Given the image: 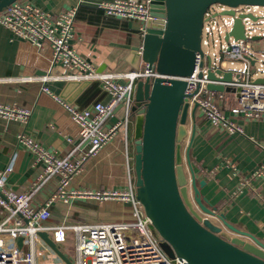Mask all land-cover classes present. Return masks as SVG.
<instances>
[{
  "label": "built area",
  "instance_id": "1",
  "mask_svg": "<svg viewBox=\"0 0 264 264\" xmlns=\"http://www.w3.org/2000/svg\"><path fill=\"white\" fill-rule=\"evenodd\" d=\"M96 7L108 16L121 19H138L146 23L151 17V0H115L99 2ZM216 11L208 12L210 20L204 23L202 46L213 49L212 57L206 56L213 71L221 67L233 73L232 81L218 82L209 80L207 66L202 67L203 54L196 53L195 68L188 78H180L188 84L186 94L198 93L189 98L190 103L198 102L204 115L215 126L223 125L229 134H244L242 127L225 116L219 106L226 93L218 92L217 100L209 84L221 85L225 89L235 90L237 106L232 113L248 119L264 116V84L253 82L252 60L255 61V50L245 46L246 42H235L225 37L232 24L240 14L258 18L257 23L264 25V7L239 6L233 8L235 16L212 17L215 13L231 10L230 7L214 5ZM211 7V8H213ZM77 9L66 10L58 16L45 12L28 2L21 0L12 4L0 13V23L17 37L31 43L37 48H47L52 54V63L61 64L70 71L66 76L45 75L41 77L3 78L6 83H42V91L50 94L47 83L64 79L77 82H95L101 84L108 93V102H98L88 109H79L75 105L55 96L78 127L80 143L74 144L62 157L43 148L27 133L18 137L19 144L35 154L44 163L42 174L25 193H16L6 187L8 176L14 170L15 155L7 168L0 171V264H68L62 260L40 236L47 233L57 247L66 254L73 264H187L184 259L169 257L162 249V238L152 227L142 204L136 198V188L128 190H80L71 189L74 179L81 174L84 166L96 158L101 151L120 133L128 142L129 128L132 123V108L135 102L136 85L139 80L155 79L160 75L147 64L144 69L128 71L98 72L90 62L80 57L72 46ZM246 36L261 35L250 18H246ZM143 35L146 27L142 28ZM209 51V50H208ZM142 54V48L140 50ZM260 63H264L262 54ZM213 58H219L213 62ZM236 62H245L247 69L239 71L228 68ZM264 68V67H260ZM200 74H203L200 77ZM168 78V77H166ZM229 98V97H227ZM120 107V109H118ZM121 112L118 122L111 128L107 122ZM30 111L0 104V116L8 120H21L26 123ZM87 146L86 151L83 147ZM255 175H261V171ZM59 178L55 192L41 205L36 197L41 188L48 182ZM82 198L96 203L117 202L130 207L131 220L115 223H68L50 225L51 207L55 202L70 203L72 199ZM71 235V236H70ZM70 236V237H69ZM72 237V238H71ZM72 244L68 245V244Z\"/></svg>",
  "mask_w": 264,
  "mask_h": 264
},
{
  "label": "crops",
  "instance_id": "2",
  "mask_svg": "<svg viewBox=\"0 0 264 264\" xmlns=\"http://www.w3.org/2000/svg\"><path fill=\"white\" fill-rule=\"evenodd\" d=\"M21 1L53 16L77 9L72 46L97 71L102 67L103 71L139 70L147 65L140 53L144 40L141 29L145 23L138 19L108 16L96 7L99 2L115 0ZM256 43L255 49L261 46L260 42ZM71 73L75 71L52 63L49 49L40 50L0 23V79L45 75L64 77ZM76 82L64 79L50 81L47 83L50 94L42 91L43 85L39 81L0 83V104L16 106L31 113L26 123L0 116V171L7 168L14 155L16 157L14 170L6 181V187L10 190L27 192L44 168V163L35 154L19 144L21 133H27L56 157L64 156L74 144L80 143L78 127L55 96L79 109L109 101L110 96L102 89L100 82H90L85 88ZM223 92L226 98L219 101V106L228 119L242 127L244 134H229L223 125L215 126L199 109L196 112V134L190 150L191 162L197 180L205 182L200 187L205 204L217 208V212L224 213L230 224L264 243V116L248 119L233 114L231 109L238 104L235 90ZM217 93L213 91L212 94L215 100ZM118 113L107 122L108 128L118 122V116L122 115ZM192 126L190 116V132ZM87 148L84 146L83 151ZM134 155L132 117L128 142L125 141V135L120 133L84 166L71 189L107 191L128 190L130 186L135 188ZM259 171L261 175L254 176ZM59 180L54 179L41 188L36 197L38 205L55 192ZM51 213L50 225L64 221L71 224L128 222L132 217L130 207L125 204L111 201L96 203L82 198L72 199L68 204L55 202ZM244 239L253 243L250 238Z\"/></svg>",
  "mask_w": 264,
  "mask_h": 264
},
{
  "label": "water",
  "instance_id": "3",
  "mask_svg": "<svg viewBox=\"0 0 264 264\" xmlns=\"http://www.w3.org/2000/svg\"><path fill=\"white\" fill-rule=\"evenodd\" d=\"M17 1L0 0V13ZM214 5L227 6L231 10L215 13L212 17L235 16L233 8L264 7V0H151L153 20L145 23L141 55L160 77L139 80L136 85L132 108L136 198L162 238L161 247L169 257L184 259L187 264H264V243L230 224L217 208L205 204L200 193L205 182L197 180L190 158L196 134V112L201 108L198 102L190 103L188 99L199 89L187 95L188 84L180 78L193 74L196 53L201 52L203 26L210 20L208 12ZM246 18L258 21L250 14H240L225 41L264 40L261 35L247 38ZM262 54L264 52L255 49V55ZM251 66L255 75L253 82L264 84V76H261L264 68H260L264 63L255 58ZM207 68L209 80L233 79V73L221 67L214 72L210 61ZM102 71L103 67L98 70ZM76 83L82 88L90 85V82ZM207 89L229 91L216 84H209ZM190 116L193 120L191 132L188 129ZM40 236L62 260L73 264L47 233ZM244 238H250L253 243Z\"/></svg>",
  "mask_w": 264,
  "mask_h": 264
},
{
  "label": "rangeland",
  "instance_id": "4",
  "mask_svg": "<svg viewBox=\"0 0 264 264\" xmlns=\"http://www.w3.org/2000/svg\"><path fill=\"white\" fill-rule=\"evenodd\" d=\"M211 11H216V8L213 7L211 8ZM255 27L258 29V31L261 33V32H264V25H260L259 23H253L252 25V28L255 29ZM261 43V46L258 48L259 51L261 52H264V40L263 41H259ZM245 46H252L253 49H250V50H255V47H257V43L255 41H252V42H246V44H244ZM199 50L201 51V53L203 54V68L207 66L208 64V60L206 59V56H210L212 57V54L214 53V50L213 49H208L206 47H204V50H203V46H202V40L200 41V48ZM209 50V51H208ZM254 57L257 59V60H260L261 57L260 55H254ZM264 59V58H263ZM213 62H218L219 61V58H213L212 59ZM230 69H236V70H239V71H245L247 69V65L245 62H236L234 64V66H230L229 67ZM258 68V67H257ZM255 70H253L254 72ZM262 72H264V69H262ZM261 76H264V74H261ZM68 245H71L72 244H68Z\"/></svg>",
  "mask_w": 264,
  "mask_h": 264
}]
</instances>
